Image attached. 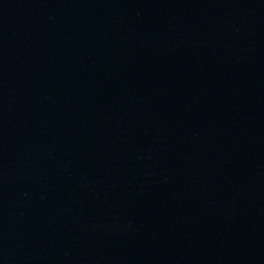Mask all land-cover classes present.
Segmentation results:
<instances>
[{
	"label": "water",
	"instance_id": "95a60500",
	"mask_svg": "<svg viewBox=\"0 0 264 264\" xmlns=\"http://www.w3.org/2000/svg\"><path fill=\"white\" fill-rule=\"evenodd\" d=\"M0 264H264V0H0Z\"/></svg>",
	"mask_w": 264,
	"mask_h": 264
}]
</instances>
